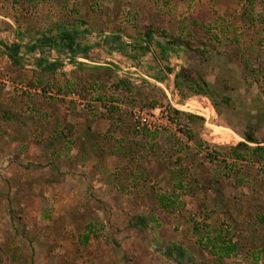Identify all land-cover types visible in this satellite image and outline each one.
Instances as JSON below:
<instances>
[{
  "label": "rangeland",
  "instance_id": "374dc122",
  "mask_svg": "<svg viewBox=\"0 0 264 264\" xmlns=\"http://www.w3.org/2000/svg\"><path fill=\"white\" fill-rule=\"evenodd\" d=\"M16 1L0 0V39L16 42L9 27L21 12ZM39 1L23 16L34 26L31 33L26 23V33L38 42L40 33L64 22L80 45L69 61L66 50L42 55L44 46L25 39L18 68L0 47V264H89L95 250L107 252L111 264H175L162 255L171 244L183 250V264H264V224L253 230L261 215L246 197L256 178L257 189H264V173L229 157L249 128L264 143V0H161L176 8L167 14L166 34L158 31L163 45L148 52L138 49L144 44L138 29L149 17L136 20L128 0H102L101 13L115 7V18L101 22L96 14L89 31L72 21L83 19L82 10L75 14L80 0ZM136 6L149 15L147 0ZM186 35L190 49L169 43ZM41 57L63 62L56 87L66 92L70 141L63 127L53 142L36 137L41 129L54 131L44 100L58 97L55 87H29ZM92 67L100 70L93 74ZM176 74L201 78L214 101L194 95L182 102L190 92L174 86ZM80 77L84 85L77 84ZM66 79L72 90L64 89ZM119 80L131 85L130 93L116 88ZM104 93L133 96L135 103L103 105L96 100ZM134 109L167 111L173 125L156 140L140 132L125 137ZM8 111L21 116L19 123L3 120ZM191 114L200 120L189 122ZM161 198L171 203L164 206ZM90 213L96 234L84 245ZM135 214L147 218L144 232L129 227ZM229 245L234 252L225 257L220 248Z\"/></svg>",
  "mask_w": 264,
  "mask_h": 264
},
{
  "label": "trees",
  "instance_id": "16d2710c",
  "mask_svg": "<svg viewBox=\"0 0 264 264\" xmlns=\"http://www.w3.org/2000/svg\"><path fill=\"white\" fill-rule=\"evenodd\" d=\"M35 1L37 0H28L29 4H34ZM68 1V0H67ZM81 3L79 4L80 7L76 6L77 11L75 12L76 15H79L81 13V10L83 11V19H75L73 18V23L76 26H82L84 30L89 31L90 25L88 24V20L93 19L96 20V14L100 17V21L102 22L105 17H113L115 18V13L114 10L115 7L113 8L114 10L107 11L106 13L102 14L101 10L102 7L100 5L102 0H80ZM26 0H19L18 2L16 1L15 5H18L21 7V14H26L28 11L29 7L27 4H25ZM96 2V6L94 5ZM148 6L147 10H149V15L147 13H144L145 9L141 10L137 8L136 6V0H128V3L132 5V14H136V20L140 19L143 20L149 17L148 21L146 24L143 23V28L139 31V38L140 41H142L144 44L143 46H139L138 49L140 51L148 52L149 48L151 45H163V43L160 41V36L158 35V31H162L163 35L166 34L164 25L169 23V17L167 14H170L171 11L173 12L176 7H174V10H168L167 4L164 3V1L161 0H147ZM65 5V4H63ZM96 8V11H95ZM117 8V6H116ZM120 10V8H119ZM73 10H70V12H67V16L72 14L71 12ZM147 15V16H145ZM168 17V18H167ZM172 17V16H171ZM152 19L157 20V24L152 21ZM20 18H15V21L13 23H9V27L12 29L17 26L18 28L22 27L20 26L24 22H21ZM175 21V18H174ZM138 22V21H137ZM52 25V24H51ZM56 24L50 29L47 30V32H42L40 33V39L38 42L40 43V47L44 46L46 50L44 49H39L40 53L42 55L48 56L53 47H60L61 49H64L67 51V57L70 60H73L76 57V51L79 47V43L75 39L73 35L67 34L65 32L64 27L65 23H59L57 25V30L56 29ZM163 27V28H162ZM38 32H36L37 34ZM190 33V32H188ZM182 34V33H181ZM191 36H187L186 38H181V36L177 38H172L169 40V43L171 45H174L178 48H188L190 49V39ZM29 40V42H31ZM107 50H110L111 46L109 44H104L103 45ZM0 47L3 49V52L5 56L8 58L10 61L11 65L14 67L18 68L20 66V63L22 61L20 51L22 49V45L18 43H13L7 39H0ZM132 47H137V46H132ZM35 48V46L33 47ZM31 48V49H33ZM63 62L61 60H56V61H50L48 59H45L43 57L39 58L36 60V70L33 72V77L29 81V87L34 88V89H40L42 92H45L53 87L57 88V95L58 97H50L47 100L45 99L44 102L46 101L47 104L50 105L51 107V114L49 117L54 121L55 124V129L52 132H49L46 128L41 129L38 131V134H36L37 139L40 142H53L54 140V134L59 133L61 130V127L67 131V135H62L66 141L71 139L72 137V132H73V124L67 119V111H68V103L65 100L64 97H66V92L63 91L62 88L56 87V73L62 68ZM87 66H84L83 64H79L77 67L78 69L84 68ZM90 72L94 74L96 70H100L98 67H92L89 68ZM172 70H168V73H171ZM77 84H83L85 81L80 77L78 80L76 79ZM84 81V82H83ZM73 81H70L69 79H66L64 89L66 90H72L73 88ZM84 85V84H83ZM117 87H124L129 93L131 92V85L126 81V80H119L116 84ZM82 86V85H81ZM174 86L176 88H181L182 86L185 87L187 91L190 92L188 96L182 97V102H185L190 96L194 95H203L206 96L211 102L214 101L215 94L210 90L209 85L201 80V78H193L190 76L182 75V74H176L174 76ZM62 96V97H60ZM82 97V96H81ZM85 97V96H83ZM135 97L130 96V97H122V98H116L112 94L104 93L98 96L97 102L103 103H109V104H114V103H120V105H125L126 102L135 103ZM229 99L225 98L224 102H228ZM108 105V104H107ZM151 105V104H150ZM154 105V104H153ZM214 105H216L214 103ZM149 106V104H148ZM152 106V105H151ZM110 110L112 112H118V108L114 106H109ZM173 113L177 116L180 113V111L173 110ZM21 116L18 114H12L11 112H4L3 120L5 121H10L14 120L15 122L19 123V118ZM88 120V118H85ZM189 122H194L196 120H200V118L193 116V115H188ZM90 120V119H89ZM120 127H123L125 125L124 121L119 122ZM116 130V128H114ZM141 133L142 138L144 139H149V140H156L157 138V133L160 132H149L145 129H142L140 131H136L135 127L133 125L132 128H130V131L123 136L125 137H130V133ZM185 134L187 136L190 135V132L188 129H186ZM242 142H239L237 145L232 146L229 148V157L232 159V161L236 162H241V163H246L248 161L252 162L253 164H257L260 166V173H264V143H259L256 141L255 136L253 132H251L250 128L248 131H245L241 137ZM70 141V140H69ZM254 145V147H252ZM210 157V158H209ZM205 157L210 164H215L219 165V168H221V164L217 159H214L213 156ZM260 181L258 178L254 179V185L252 186L250 192L246 197H248L249 204H251V207L254 205L255 209L260 211L261 218L254 224L253 230L260 229L263 224H264V189L260 191V186L259 189H257L258 186L256 184H259ZM263 188H264V183H263ZM141 194V193H140ZM139 195V194H138ZM161 203H163L164 206H166L167 203H171L168 199L161 198ZM135 205H138L137 203H134ZM258 204V206H256ZM253 209V208H252ZM91 213L86 217L85 220V225H84V236L82 240V244L88 245L91 237L96 234V219L91 218ZM260 222L262 224H259ZM148 226V220L145 217H142L140 215H133L129 224V227L132 229H136L139 231L144 232L145 229ZM102 247H99L101 249ZM223 251V255L225 257L230 256L231 253L234 252V247L233 246H223L220 248ZM162 255L164 257H167L171 259L175 264H183V256L184 252L181 248H179L175 244H171L167 248L164 249L162 252ZM89 264H111V256L106 253L100 252V250H95V253L93 254L91 260H88Z\"/></svg>",
  "mask_w": 264,
  "mask_h": 264
},
{
  "label": "built area",
  "instance_id": "2783aa9c",
  "mask_svg": "<svg viewBox=\"0 0 264 264\" xmlns=\"http://www.w3.org/2000/svg\"><path fill=\"white\" fill-rule=\"evenodd\" d=\"M133 123L136 131L145 129L149 132H161L164 128L171 127L174 120L167 111L160 112L134 109Z\"/></svg>",
  "mask_w": 264,
  "mask_h": 264
},
{
  "label": "crops",
  "instance_id": "0c3cea01",
  "mask_svg": "<svg viewBox=\"0 0 264 264\" xmlns=\"http://www.w3.org/2000/svg\"><path fill=\"white\" fill-rule=\"evenodd\" d=\"M45 3V2H44ZM25 4H27V6L31 9V8H37V7H39V6H41V1H39V0H37V1H35V3L34 4H29L28 3V0H26V2H25ZM20 7V6H19ZM21 8V7H20ZM25 14H17V16H18V18H21L20 20H22L21 22H24L23 24H21L20 26H22L21 28L19 27H17V26H15L14 28H13V32H14V35L16 36V42H14V41H12L11 40V42H13V43H18V44H21L22 45V47L25 45V43H23L24 42V40L25 39H27L28 41L29 40H31L32 39V41L31 42H29V43H34L35 41H36V39H34L33 37H30L29 36V34H27L26 32H27V25H26V23H28V24H31V28H30V31H31V33H33V30H34V26H33V22H27L24 18H23V16H24ZM14 21H15V19H14ZM9 23H10V21H9ZM36 33V32H35ZM35 43H38L37 41L35 42ZM75 59V58H74ZM81 58H79V60H80ZM81 61H85L84 59H81ZM149 80V79H148ZM176 109V108H175ZM178 110V109H177ZM192 115V114H191ZM195 114H193V116H194ZM196 116H199V115H196ZM200 117H201V115H200Z\"/></svg>",
  "mask_w": 264,
  "mask_h": 264
}]
</instances>
